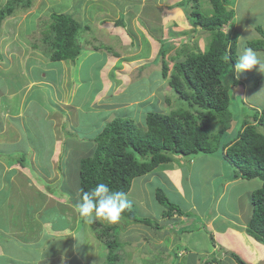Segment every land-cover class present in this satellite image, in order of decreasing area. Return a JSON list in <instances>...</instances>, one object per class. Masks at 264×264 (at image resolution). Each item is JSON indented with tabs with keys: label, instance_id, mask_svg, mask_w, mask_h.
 <instances>
[{
	"label": "rangeland",
	"instance_id": "374dc122",
	"mask_svg": "<svg viewBox=\"0 0 264 264\" xmlns=\"http://www.w3.org/2000/svg\"><path fill=\"white\" fill-rule=\"evenodd\" d=\"M5 1L0 0V5L4 4ZM138 1L144 4L141 5ZM110 3V0H33L30 8L18 10L0 24V54L2 53L6 60V53L9 56L10 65L14 68L17 62L21 63L24 61L25 66H23L22 72L26 71L25 75L28 77V73V78L32 77L33 80L32 83L29 81L20 92L18 91L20 98L17 103L21 107L20 109L24 110L29 102L33 101L47 112L50 119L56 122L58 129L60 125H63L61 123L70 125L71 129L69 131L65 130V125L62 126V134L58 133V138L63 137L64 149L69 151L68 158L73 159L75 162L81 156L79 154H87L86 156H89L95 150L96 144L92 142L93 139L115 118H129L139 129H145L147 112L168 114L177 109L193 111L187 106L186 102L178 99L177 94L167 85L169 80L162 76L161 71L164 63L162 58L167 62L169 76L174 73L172 56L180 54L181 50L203 53L208 48V33L193 30L186 19V12L182 8L176 9V7H173L175 6L174 1L164 2V4L166 3L165 6L161 2L160 4L157 3V0H119V2H115L117 4L115 9H119V20H117V23L122 24L123 29L125 27V33L130 39V43L134 42V47H137L135 41L137 34L140 36L144 29L147 28L146 30H149L148 16L152 19L158 18L160 21V29L151 26L152 31H155L154 33L161 35H159L161 39L157 40L159 44L157 43L154 46V50L149 52L146 50L149 45L145 39L142 44L140 43L144 52L140 50L138 55V57L142 56L143 58L137 60L136 51L127 52L128 46L127 49H124L121 40L110 34V29L106 25L101 24L102 21L99 23L101 24L99 25L100 27L96 25L97 19L113 22L115 21L114 18H117ZM208 3V0H200L199 6L203 10L202 12H205V10L210 12ZM239 3L237 9H234L243 18L246 16L250 25L253 22L264 21V0H240ZM190 6L187 7L188 11L192 8ZM51 13L70 14L80 24L84 23L83 25H88L89 27V31L81 34L84 52L76 59L74 64L67 61L50 62L43 54V44L40 39L43 30L46 29V25L50 22L49 16ZM174 15H176V21L172 22L170 19L171 17L174 18ZM136 16L139 17L137 18ZM232 23L235 28L232 33H237L238 31L237 39L244 36L246 28H251L241 26L245 23L238 22L236 17ZM224 29L223 31L226 32L227 28ZM144 36H147L146 32H144ZM153 39L156 40V38ZM85 40L88 41L87 45H85ZM149 42L151 41L149 40ZM161 47L164 50L168 49L165 57H161L158 54ZM153 59L155 60L152 66L150 64ZM183 59L177 55L175 62ZM98 61L101 64H105V67L102 68L103 71L100 68L96 69ZM143 65L146 68L143 70L144 74L141 75ZM99 72H102L103 75L101 76ZM8 77L10 80L15 79V85H18L19 81L22 82L23 80V78L19 80L18 74L13 72H10ZM99 77H102L101 82ZM239 79L243 81V84L237 87H230L229 90L231 98L230 110L235 118L239 116L238 120L241 118L249 119L250 113L246 107L251 109L264 107V74L253 69L241 74ZM44 92L46 93L45 96L43 95ZM239 121L237 128L241 125ZM235 122L231 123V127H235ZM217 127L218 124H211L210 131L212 134L216 133ZM34 149L31 152L33 156L36 149L43 150L44 148L39 143L38 145L35 144ZM58 149L59 144L54 150L56 157L52 161L55 164V169L60 167L56 162ZM41 153L39 152V154ZM19 154H23L21 159L29 161L27 153ZM19 154H13L8 159L7 164L17 163V160L20 162ZM193 158L194 166L186 163L188 169L186 171L180 170V183L192 189L187 188L184 192L189 200L185 199L184 196L181 198L182 200L177 198L171 191L172 184L170 183L166 186L162 182L164 174L160 167L150 174L134 180L133 186L127 194L135 214L138 217L156 221L159 223V229L154 230L149 226L140 224L133 227L132 224H127L128 222L124 218H121L116 224L101 221L102 224L97 226V230H100L101 234L105 233L106 238L110 240L122 237L125 231L128 232V228L137 230L136 233L133 232L130 236L131 238H127V242L125 241L126 238L122 237L121 240L125 241L126 244L122 248L118 247V254L121 256L120 264H181L185 259L179 260L174 249H184L185 246L175 247L172 244V235L169 232L178 234L180 229L183 233H180L178 237H184L185 241L188 240V242L191 241L194 244L193 239L195 238L191 237L188 239L187 231L199 225V230L202 232L203 237H207V245L204 246L202 243L201 248L211 250V246H214V244L211 241V237L209 240V232H206L203 220L210 219L214 210L217 214L219 207L222 210L220 212L221 215L229 214L231 210H233L232 212L237 211L239 205L233 203L236 197L240 196L245 190L243 195L248 194L249 196V193L258 189L261 185L258 179L250 181L233 180L231 168H227L228 166L226 165L220 166L223 160L219 154L214 157L201 154ZM43 159L44 156L42 158L37 157L35 160L44 162ZM204 159L209 160V162L204 163ZM61 170L63 173H61L63 175L62 179H60L61 182L59 181L57 183L58 186L53 190H58L63 195L71 194L75 197L73 195L74 186L68 185L69 179L67 177L70 174V170L68 168ZM2 174L3 179H5L6 173H3V166L0 163V176ZM156 179L162 182L171 192L167 193L170 202L180 208L182 217L175 214L174 216H163L161 218L162 212L166 210L154 197L155 188L158 187L155 184ZM152 181L154 183H151ZM227 181H230V183L225 187ZM148 183L151 184L147 185ZM142 186H145V188ZM222 191H224L223 196H226L216 207L215 200ZM202 206H205L203 217L199 214ZM241 206L245 209L244 214L241 215V218H244L245 215L251 212V207L246 208L244 202L241 203ZM157 218L161 219L157 220ZM36 221H39V219L33 220V223ZM221 223L222 221L219 219V224ZM6 224L8 225L7 222ZM18 224L9 226L10 231L15 230L14 234H21L26 231V223H21L25 225ZM180 224L182 228L179 226ZM178 226L179 228H177ZM21 227L23 228L18 229ZM36 228H39V226H34L32 230L36 231ZM182 229L187 230L184 232ZM100 231L98 233L93 231L96 242L100 241L97 237ZM91 244L88 239L83 241L81 237L77 238L74 248L68 241L54 243L52 251L62 249L64 254H66L64 258L60 257L57 259L54 264H64L67 260L66 258L69 261L66 264H89L87 262L89 254L84 252V250L86 246H91ZM97 247H99L97 251L95 249L94 251H88L90 255L92 257L94 255H102V258H105L107 252L105 245L100 241L96 245ZM73 251L75 254H72ZM225 256L230 257L228 254ZM204 258H206V255L202 256V259ZM210 258L212 257L210 256ZM221 258L223 259V256ZM90 264L97 263L92 262Z\"/></svg>",
	"mask_w": 264,
	"mask_h": 264
},
{
	"label": "trees",
	"instance_id": "16d2710c",
	"mask_svg": "<svg viewBox=\"0 0 264 264\" xmlns=\"http://www.w3.org/2000/svg\"><path fill=\"white\" fill-rule=\"evenodd\" d=\"M32 1L6 0L0 5V24L18 10L30 8ZM208 2L210 12L205 9V12H202L199 6L200 0H181L173 6L182 8L186 12V19L193 30L208 33L207 50L203 53L181 50L177 55L184 59L177 62H175L177 55L172 56L174 73L169 76L167 62L162 58L164 63L161 71L162 76L169 80L167 85L177 94L178 99L186 102L193 111L177 109L168 114L147 112L145 129H139L129 118H115L93 139L96 148L89 156L79 154L81 156L77 162L69 158L61 159L60 173H62L61 169L70 170L67 177L68 185H73L75 188L73 195L76 205L80 202L81 189L87 191L98 183H106L110 189L121 190L128 194L133 180L171 163L174 157L193 161L194 156L201 154L213 157L219 154L222 163L231 168L233 180L258 179L261 182L260 187L249 195L252 211L246 223L245 234L242 235L245 239L252 237L264 245V107L261 109L246 107L250 117L241 118L239 121V116L235 118L230 110L229 94L230 87L243 84L234 72L241 43L254 51L264 52V31L259 22H253V28L249 29V33L245 31L243 34L244 38L247 36L249 38L243 42L239 41L238 31L232 33L235 29L232 22L235 18L236 0H208ZM189 5L190 8L192 7L190 11L187 10ZM49 19L50 22L43 30L40 39L43 44V54L50 62L67 61L74 64L84 52L81 34L89 31L88 25L80 24L67 13H51ZM113 22L115 26L123 27L122 24L117 23V20ZM224 28H227L226 32L223 31ZM251 33H257L262 38H251ZM87 44L88 41L85 40V45ZM167 51L168 49L164 50L161 47L160 56L165 57ZM238 121L241 124L239 128H237ZM234 122L233 128L231 123ZM212 123L218 124L214 134L210 131ZM22 156L23 154L18 155L24 162ZM43 156V160L47 161L46 159L51 155L44 150H38L37 157ZM162 178L166 186L170 184L165 176ZM155 181L158 187L155 188L154 197L166 210L162 212L161 218L172 216L174 211L182 215L179 207L170 202L167 193L171 192L162 182L157 179ZM57 186L58 184L52 185V190ZM132 208L133 205L129 203V207L122 213V218L128 222L127 224L146 225L154 230L160 228L156 221L138 217ZM79 218L82 223L84 219ZM101 221L103 220H96L90 224L91 229L98 233L100 230H97V226L102 224ZM104 234H101V231L99 235L97 234L107 251L103 264H120L118 247L121 244L117 239L106 238ZM178 236L179 234L176 235L177 239ZM211 241L214 244L212 238ZM17 248L22 250L21 246ZM174 250L179 260L185 259L182 258L185 255L183 249ZM225 253L236 264H248L235 253L227 251ZM20 254V252L13 253V257L21 256ZM215 262L219 263L216 259H212L203 264Z\"/></svg>",
	"mask_w": 264,
	"mask_h": 264
},
{
	"label": "crops",
	"instance_id": "0c3cea01",
	"mask_svg": "<svg viewBox=\"0 0 264 264\" xmlns=\"http://www.w3.org/2000/svg\"><path fill=\"white\" fill-rule=\"evenodd\" d=\"M168 1H174V4H176L181 0H157V3L160 4L161 2L163 5H165L166 3L164 4V2ZM239 1L240 0H236L234 5L235 9H237V5L239 6ZM110 2L111 8L114 9L113 11L117 15V18H114V20H118L119 9H115V5H117L115 2H119V0H110ZM142 4L144 3L142 2ZM176 9L180 8L176 7ZM174 16V18L171 17L170 19L172 22L176 21V15ZM235 17L238 22L241 21L243 24L245 23L241 26L251 27V29L253 28V26L250 25L249 21L246 19V16L243 18V16L239 15L236 10ZM164 18L166 19V17ZM148 19L149 30H146L147 28L144 29L140 36L137 34V39L135 40L137 47L133 46L134 42L130 43V39L124 30L125 27L123 29V27L115 26L114 22L112 21H103L100 19H97L99 22L96 21V25H106L110 29V34L121 40L124 49H127V46L131 50L136 48L134 51L129 49L126 51L129 53L136 51V59L141 60L143 57H138V55L140 50L144 52V50L141 48L142 42L146 39L147 44L149 45L146 50L152 52L154 50V46L157 45L159 39H161L159 37L160 34L154 33L155 31H152L151 29V26L160 29V21L158 18L152 19L150 16H148ZM100 21H102L101 24H99ZM259 23L263 27L262 29L264 31V21H260ZM144 27L146 26L144 25ZM144 32H146L147 36H144ZM251 37L257 39L262 38L257 33H251ZM153 38H156V40ZM149 40L151 42H149ZM5 57L6 60L4 59L3 54H0V157H3V160L0 163L1 166L4 167L3 173H6L5 175L7 177L6 179H3V174L0 176V264H54L57 259L60 257L64 258L66 254H64L62 249H56L55 251H52V245L54 243H63L64 241H68L74 248L78 237H81L83 241L88 239L89 242L92 243L91 246H86L84 250V252L89 254V258H87L89 260L87 262H89V264L92 262L103 264L104 260L102 255H94L92 257L90 252H88L89 250L94 251V249L97 251L99 247L96 248V245L100 243V241L96 242V237L93 233V230L91 229L90 224L85 223L84 220L82 223L80 222L79 215L76 213L74 208L75 197H73L71 194L63 195L62 192H59L58 190L54 191L49 188V184L54 185L58 183L61 177L60 168L58 167V169H55V165H52L51 162V160L56 157L54 150H56L58 144L57 141L60 139L56 137L55 133L56 122L50 119L47 112L37 105L36 102H29L24 110L20 109L21 107L17 103L20 98L18 91L20 92V90L25 87L29 81L32 83L33 80L32 77H30V79L28 78V73V77L25 75L26 71L22 72V68L25 66L24 61L21 63L17 62L14 68L10 65L8 61L9 56H7L6 53ZM154 60L155 59L152 60L150 65L153 66ZM104 65V63L101 64L98 61L96 69L100 68V70L103 71L102 68L105 67ZM145 68L146 66L143 65L141 69V75L144 74L143 70ZM10 72L17 73L19 80L23 78L22 82L19 81V84L15 85V79L10 80L8 77ZM99 73L101 76L103 75L102 72ZM101 79L102 77H99L100 82ZM43 95L45 96L46 93L44 92ZM25 141L27 142L25 143ZM33 143L36 145L40 143V146L44 148L43 150L51 155L48 159H46L47 161L44 160V164L46 166L42 165L43 162L36 161V157L33 158V160L38 165L42 166L44 171L47 173L46 179L41 181L39 184H30L29 182L21 181V179L15 174L8 172L9 166L5 163L13 154L28 153L29 149L35 150V144ZM57 152H59V149ZM172 162L161 166L160 170H162V173L164 174L163 176L167 178V181L172 184L171 191L177 196V198L181 199L184 196L185 199L189 200L184 192L187 188H191L180 183V170L186 171L188 169L186 167V163L190 166H194L195 162L192 160L187 161L180 157H174ZM203 162L207 163L209 160L204 159ZM220 166H224V163H221ZM12 168L16 169L17 165L13 164ZM238 180L241 179H236L235 181ZM229 183L230 181H227L225 187ZM245 191H243L240 196H237L233 201L235 205H239L237 211L232 212L233 210H231L229 214L225 213L221 215L220 212L222 210L219 207V212L217 214L214 210L212 213L214 212L215 215L213 213V216L210 219L203 220L206 226V232H209V240L211 237L214 241V246H211V250L201 248L202 243L204 246L207 245V237H203L202 232L199 230L200 225L194 229L190 228L187 231L188 239L191 237L195 238L193 239L194 244H192L191 241H185L184 237L181 236L177 239V233L172 234V232H170L172 235L173 245L176 247L185 246L183 249L185 251V255L182 258L185 257L187 261H184V264H202V262L207 259V257L202 259V256H211L212 254H214L216 260L219 261L217 264H236L230 257L225 256L227 255L225 251L235 253L248 264H264V245L260 244L251 237L245 239L242 235L251 213L250 212L249 214L245 215L244 218H241V215L245 212V209L243 206H241V203L244 202L246 208L251 207L248 194L243 195ZM223 195L224 191H222L215 200L216 207L226 196ZM246 202L249 203V205H247ZM204 209L205 206H202L199 210V214L202 217L204 215ZM35 219H39V221L33 223V220L35 221ZM219 219L222 221L221 224H219ZM18 223H20V225H25L21 223H26V231L22 232L21 234H14L15 230L10 231L9 226L11 224ZM132 225L134 227L138 224ZM29 226H39V228H36V231H34L32 230V227ZM179 226L181 227L182 225ZM179 226L177 228H179ZM22 228L23 227L18 229ZM196 228H198L197 230L199 231H197ZM183 231L185 232L186 230ZM133 232L136 233L137 230L134 228H128V232L125 231V234H123L122 237L126 238V242L128 237L131 238L130 236L133 234ZM180 233L183 232L179 229L178 234ZM118 236L120 235L118 234ZM122 237L117 238L120 241L121 248L122 245L126 244L125 241L121 240ZM168 241L170 242L169 239ZM17 246H21L22 250L17 248ZM16 252H20L21 256L13 257V253ZM72 254H75V252L73 251ZM222 256L223 259L221 258ZM66 259L67 260L64 262V264L68 261V258Z\"/></svg>",
	"mask_w": 264,
	"mask_h": 264
},
{
	"label": "clouds",
	"instance_id": "9594fccd",
	"mask_svg": "<svg viewBox=\"0 0 264 264\" xmlns=\"http://www.w3.org/2000/svg\"><path fill=\"white\" fill-rule=\"evenodd\" d=\"M249 29L250 28H246L245 31L249 33ZM248 38H249V36H247V38L241 37V38H239V41L243 42L244 40H246ZM158 54H160V53H158ZM253 69H256L261 74H264V52L254 51L252 48L246 47V46H244L243 43H241L240 51L237 54V60H236L235 67H234V72L236 74L237 79H239L241 74H243L245 72L252 71ZM77 109H78V107H77ZM61 124L66 126L65 130L69 131V129H71L70 125H66L64 123H61ZM62 126L60 125L59 129L57 128V126H55L56 137H58V133L62 134V132H61ZM57 143L59 144V152H58V158H57L56 162H57V165L59 164L61 166V159L66 160L69 156V151H66L64 149L63 137H61L57 141ZM31 152H33L32 149H30V151L27 153L28 158H29L28 162L25 160H24V162H22V160H20V162L17 161V163H12V164H7V162H5V163L9 166L8 172L11 174H15L18 178L21 179V181L29 182L30 184H35V183L39 184L41 181L46 179L47 173L44 171L42 166L38 165L33 160L34 157L37 158L38 150H36V152H34L35 153L34 156L32 155ZM31 156H33V158H31ZM2 160H3V157H0V162H2ZM52 161L53 160H51V162ZM25 162H27V163H25ZM13 164L17 165L16 169L12 168ZM42 165H45V164L43 163ZM52 165H55V164L52 163ZM140 178H142V177H140ZM60 179H61V177H60ZM133 182H134V180H133ZM133 182H132V186H133ZM151 183H148L147 185H149ZM51 186L52 185L49 184V188H51ZM160 186L162 188L161 184H160ZM142 187L145 188V186H142ZM51 190H52V188H51ZM128 207H129V200H128L127 194L121 190L110 189V187L106 183H98L93 188H91L90 190H87V191L81 189L80 190V202L74 206L75 211L79 215V217L83 218L85 223H88V224H92L96 220H103L109 224H116L121 220L122 213ZM175 214H176L175 211L172 212V216H174ZM176 215H178V214H176ZM178 216H181V215H178ZM182 230H184V229H182ZM115 239H117V238H115ZM119 243H120V241H119ZM211 256H212V258H210V256H206L209 259H207L206 261H203V262H210L209 260L212 261V259H216L214 254H212ZM213 256H214V258H213Z\"/></svg>",
	"mask_w": 264,
	"mask_h": 264
}]
</instances>
